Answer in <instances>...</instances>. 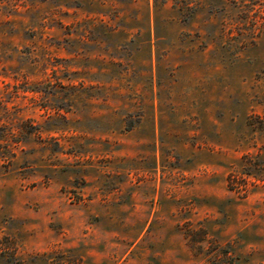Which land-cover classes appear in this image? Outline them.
Segmentation results:
<instances>
[{
    "label": "rangeland",
    "instance_id": "obj_1",
    "mask_svg": "<svg viewBox=\"0 0 264 264\" xmlns=\"http://www.w3.org/2000/svg\"><path fill=\"white\" fill-rule=\"evenodd\" d=\"M0 264H264V0H0Z\"/></svg>",
    "mask_w": 264,
    "mask_h": 264
}]
</instances>
